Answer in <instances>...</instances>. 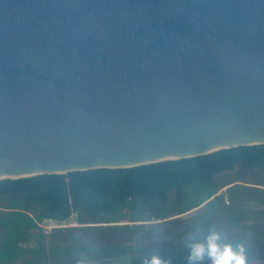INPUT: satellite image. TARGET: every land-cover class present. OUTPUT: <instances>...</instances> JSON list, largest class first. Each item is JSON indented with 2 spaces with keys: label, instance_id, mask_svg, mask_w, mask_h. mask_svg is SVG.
<instances>
[{
  "label": "water",
  "instance_id": "95a60500",
  "mask_svg": "<svg viewBox=\"0 0 264 264\" xmlns=\"http://www.w3.org/2000/svg\"><path fill=\"white\" fill-rule=\"evenodd\" d=\"M256 144L264 0H0V180Z\"/></svg>",
  "mask_w": 264,
  "mask_h": 264
},
{
  "label": "trees",
  "instance_id": "16d2710c",
  "mask_svg": "<svg viewBox=\"0 0 264 264\" xmlns=\"http://www.w3.org/2000/svg\"><path fill=\"white\" fill-rule=\"evenodd\" d=\"M234 167L242 174L263 171L264 144L231 147L129 168H97L0 180V200L9 209L0 216V228L4 229L0 240V264L13 263L24 254L41 252L39 248L21 247L20 243L32 237L30 231L38 228L44 219L62 223L75 214L77 223L83 224L87 223L86 216L104 214L111 223L115 222L112 219L125 215L123 210L129 211L132 218L139 212H152L157 219H162L168 213L170 192H174L181 212L206 205L208 216L220 210L231 213L228 226L237 229L244 218L238 217L231 205L214 207L221 197L222 187H213L216 174ZM209 223L206 219L198 224L204 237L211 232ZM37 238L40 242L42 236L37 235ZM136 248L139 247L121 246L117 253L122 252L126 258L129 251ZM68 262L73 263L71 259ZM197 264H211V260L206 256Z\"/></svg>",
  "mask_w": 264,
  "mask_h": 264
},
{
  "label": "rangeland",
  "instance_id": "374dc122",
  "mask_svg": "<svg viewBox=\"0 0 264 264\" xmlns=\"http://www.w3.org/2000/svg\"><path fill=\"white\" fill-rule=\"evenodd\" d=\"M213 187H222L221 197L214 207L231 205L237 216L244 218L237 229L228 226L231 213L220 210L208 216L206 205L181 212L175 203L174 192H170L166 218L157 219L152 212H139L132 218L129 211L123 210L125 215L121 219L111 218L115 221L111 223L101 214L86 216L87 223L79 224L76 215L72 214L60 223L64 225L62 229L50 230L48 234L38 226L30 231L33 236L20 246L39 248L41 252L24 254L10 264H70V259L72 264H142V259L153 251L169 259L171 264H197L206 256L190 262L189 244L203 241V230L198 224L206 219L210 221L211 231H217L222 240L244 245L246 264H264V170L242 174L234 167L216 174ZM8 211L6 203L0 200V216ZM3 235L4 229L0 228V240ZM37 235L42 236L40 242ZM125 245L139 248L129 251L125 258L122 252L117 253L118 248Z\"/></svg>",
  "mask_w": 264,
  "mask_h": 264
},
{
  "label": "clouds",
  "instance_id": "9594fccd",
  "mask_svg": "<svg viewBox=\"0 0 264 264\" xmlns=\"http://www.w3.org/2000/svg\"><path fill=\"white\" fill-rule=\"evenodd\" d=\"M205 256L210 258L211 264H246L244 245L225 242L215 230L209 232L203 241L189 244L188 260L190 262L199 261ZM142 264H171V262L153 251L142 259Z\"/></svg>",
  "mask_w": 264,
  "mask_h": 264
},
{
  "label": "built area",
  "instance_id": "2783aa9c",
  "mask_svg": "<svg viewBox=\"0 0 264 264\" xmlns=\"http://www.w3.org/2000/svg\"><path fill=\"white\" fill-rule=\"evenodd\" d=\"M64 225H60V223L52 221V220H47L44 219L43 221L40 222L39 227L42 228V231L44 234H48L50 230L55 229V228H61Z\"/></svg>",
  "mask_w": 264,
  "mask_h": 264
},
{
  "label": "crops",
  "instance_id": "0c3cea01",
  "mask_svg": "<svg viewBox=\"0 0 264 264\" xmlns=\"http://www.w3.org/2000/svg\"><path fill=\"white\" fill-rule=\"evenodd\" d=\"M76 220V219H75ZM69 228V227H68ZM56 229V228H55ZM54 229H52V231H53Z\"/></svg>",
  "mask_w": 264,
  "mask_h": 264
},
{
  "label": "bare ground",
  "instance_id": "6f19581e",
  "mask_svg": "<svg viewBox=\"0 0 264 264\" xmlns=\"http://www.w3.org/2000/svg\"><path fill=\"white\" fill-rule=\"evenodd\" d=\"M12 178H14V177H12Z\"/></svg>",
  "mask_w": 264,
  "mask_h": 264
}]
</instances>
